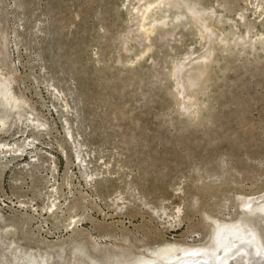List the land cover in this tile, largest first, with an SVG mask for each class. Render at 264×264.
<instances>
[{"label":"rangeland","instance_id":"rangeland-1","mask_svg":"<svg viewBox=\"0 0 264 264\" xmlns=\"http://www.w3.org/2000/svg\"><path fill=\"white\" fill-rule=\"evenodd\" d=\"M185 1L210 31L157 0H0V69L24 114L0 142L37 147L0 152V264H128L211 245L214 219L248 218L264 249V0ZM252 241L224 255L242 264Z\"/></svg>","mask_w":264,"mask_h":264},{"label":"bare ground","instance_id":"bare-ground-1","mask_svg":"<svg viewBox=\"0 0 264 264\" xmlns=\"http://www.w3.org/2000/svg\"><path fill=\"white\" fill-rule=\"evenodd\" d=\"M163 3H165V5L168 4L172 7L176 6L179 9H181V7L184 9V11H182L181 14L175 15L174 19L176 22L180 21V19L183 16H185V17H188L191 21H193L195 24H197L200 28L204 29L205 31H210L209 30L210 26L207 23L208 17H204V10L201 9L200 7H197L195 4L188 3L185 0L184 1L157 0V3H155V4L161 5ZM162 8H163V6H162ZM150 10H151V5H146L143 9H140V11L142 12L141 17L146 15ZM161 23L165 24L166 21L162 20ZM146 30H148V29H146ZM211 35H212V32H211ZM242 37H243V35H242ZM261 41L264 42V37L261 39ZM210 49L211 48H209V50ZM212 52H213V50H212ZM210 54L211 53H209L208 55H203L201 57H198V58H200L199 59L200 64L197 67L203 68V65L210 58V56H211ZM187 65L188 64H181V65L179 64L177 66L175 65V68H174L175 73H177V75H180L182 73L184 67H188ZM193 73H194V70L192 73L190 72L189 74H193ZM194 74H193V77H190V76L186 77L185 76V78L187 79V83H194V81L197 80L198 76L196 74L195 75ZM198 75H200V74H198ZM179 79L182 80L183 79L182 76L179 77ZM10 83L11 82H10L9 76H7L6 73H3L0 69V106H2L3 109L5 110L2 113V115H0V132H4L5 127L7 126L8 121H9V117L11 116L13 111L18 116V118H21V116L24 115L23 113L20 112V108L22 107L23 102H20L19 98L15 96V94L13 93L12 88L10 86ZM179 84H181V83H179ZM182 86H183V84H181V87ZM29 117H25L27 122H29L32 125V128H35L37 131L40 132V130L44 128L43 127L44 124L39 123L36 119L29 118ZM35 120H36V122H35ZM69 134L72 137V134L70 132H69ZM34 139L35 138H33L32 140L34 141ZM33 141H28V143H25V141H24L23 146L17 147L16 149H13V146L9 142H6V141L3 143L0 142L1 143L0 144V152H2V153L9 152L13 155H16L17 151H21V154L24 155V154H26L25 152L27 149H31L30 151H32L34 149L33 151H35V149L37 148L36 145L34 144L35 142H33ZM21 147H23V149ZM4 156H6V155H4ZM34 156H36V155H34ZM76 157H78L81 162L86 161L84 158H82L80 156L79 152L77 153ZM86 168H88V167H86ZM55 205L56 204L54 203V201H52V206H55ZM245 206H247L246 211H249V207H248L249 205H244V207ZM252 211H250V212H252V215H254L258 211L263 213L264 207L263 206L257 207V208L253 207ZM163 212H165V211H163ZM244 215H245V213H244ZM252 215H251V217H252ZM261 216H262V214H261ZM257 217L260 218V215ZM0 218H1V213H0ZM214 221H215V228H214V233H213L214 235L212 236V241H210L211 245L206 246V247L205 246H183V245H178L175 243L167 242L164 244H159L154 248H150L148 250L150 253L149 255L143 254L142 256L138 257L135 261L130 262L128 264H233L231 262V260H234L235 258L232 259L230 255L228 256V255H224V254L227 253L231 249L235 250L233 248L235 247V245L237 243H234V242H237L241 239H244V240L248 239L249 240L250 238H253L252 242H253V246L255 249L254 257L252 256L251 259L246 258V261L242 264H264V255H263L264 249H263V247H261V245L257 244V241H256L257 239L254 238L255 234L252 232V229H250L248 226H246L247 224L245 222L250 221L248 218H246L244 220V222H242L244 225H242V226L236 225V227H231V225L229 223H225V222L222 223L221 221L216 220V219H214ZM241 227H243V228H241ZM93 244H95V243H93ZM230 244H232V245H230ZM95 246H96V244H95ZM210 246H213V247L211 248ZM79 251H81V249ZM81 252H84V251H81ZM246 253H249V251H247ZM230 254H232V253H230ZM85 255H86V257H88L91 260L88 253L85 252ZM20 260H24L27 264H52V262H50V260L47 257H38L37 258L32 253H30L28 255L23 254L22 258H19V259L16 258L15 264H19L18 261H20ZM63 261H64V259H63ZM93 264H97V263L93 261Z\"/></svg>","mask_w":264,"mask_h":264}]
</instances>
